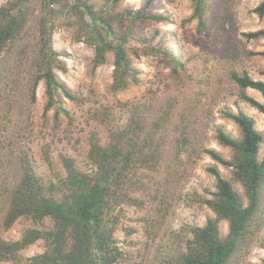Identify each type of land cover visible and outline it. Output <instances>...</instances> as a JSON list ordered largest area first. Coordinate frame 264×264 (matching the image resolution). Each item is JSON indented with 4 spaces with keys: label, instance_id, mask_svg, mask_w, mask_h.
Wrapping results in <instances>:
<instances>
[{
    "label": "rangeland",
    "instance_id": "1",
    "mask_svg": "<svg viewBox=\"0 0 264 264\" xmlns=\"http://www.w3.org/2000/svg\"><path fill=\"white\" fill-rule=\"evenodd\" d=\"M262 1L205 0L200 19L197 0H0V8L12 9L25 23L19 39L0 54V239L20 240L38 227L25 216L9 227L4 223L24 172L47 188L55 184L61 198L63 158L92 172L91 142L105 146L112 130L128 124L144 130V162L136 159L117 186L136 203L121 202L106 215L121 251L114 264H178L195 227L216 217L207 203L217 190L211 166L249 205L233 168L206 150L233 158V149L217 137L218 127L242 137L229 111L252 116L264 135V114L242 99L243 89L232 78L233 72H247L264 80V36H246L264 28V16L254 11ZM116 44L129 62L119 90L113 87ZM98 45L104 46L101 56ZM47 69L77 98L58 90L66 110L58 115L56 106L45 110ZM244 91L264 102L258 90ZM52 224L47 218L43 226ZM219 231L223 239L229 236L228 218L219 221ZM246 236L229 264H264V180ZM46 249L39 239L20 256Z\"/></svg>",
    "mask_w": 264,
    "mask_h": 264
},
{
    "label": "trees",
    "instance_id": "2",
    "mask_svg": "<svg viewBox=\"0 0 264 264\" xmlns=\"http://www.w3.org/2000/svg\"><path fill=\"white\" fill-rule=\"evenodd\" d=\"M204 3L205 0L196 2L195 14L200 19ZM83 9L86 11L85 7ZM254 11L264 16V1ZM148 17L164 19L163 15L149 14ZM24 25V21L12 9L0 8V54L19 39ZM246 36H264V28L247 32ZM115 48L117 62L113 87L119 90L126 85L129 62L122 46L116 44ZM97 49L101 56L104 46L98 45ZM259 53L264 55V51ZM42 75L48 96L45 110L56 106L57 115L66 111L58 98V90L68 99L77 98L57 79L52 69H47ZM232 78L243 89L242 99L264 114V102L244 91L248 87L256 89L264 98V80L254 79L247 72H233ZM227 116L239 126L242 137L235 139L221 127L217 129V137L233 149V158L226 160L213 149H207L206 152L215 160L233 168L235 178L247 190L249 205L243 204L232 183L221 175L217 167H209V171L217 179V190L207 203L216 213V217L209 218L202 227H195L194 238L189 242L187 251L179 257L178 264H229L241 243L246 241L247 228L258 208L260 187L264 180V159H259L264 135L255 127V119L244 111H229ZM143 131L128 124L112 130L110 142L105 146L98 141H92L89 150L92 172L79 170L74 166L71 157H64L67 175L62 179L64 190L61 198L56 196L58 190L55 189V184L51 185L52 188H47L30 171L24 172L12 191L4 223L9 227L19 217L25 216L30 217L38 227L27 229L20 240L0 239V263L114 264L121 251L113 236L115 226L110 224L106 215L121 202L135 204L137 201L130 192L118 193L117 186L136 159L144 162ZM47 218L53 221L51 227L43 226ZM225 218L231 222V231L223 239L219 231V221ZM39 239H45L47 243L44 252L27 259L20 256V251L25 246Z\"/></svg>",
    "mask_w": 264,
    "mask_h": 264
}]
</instances>
